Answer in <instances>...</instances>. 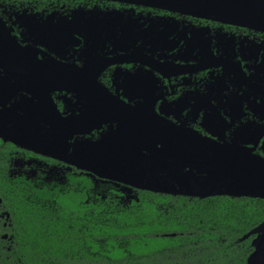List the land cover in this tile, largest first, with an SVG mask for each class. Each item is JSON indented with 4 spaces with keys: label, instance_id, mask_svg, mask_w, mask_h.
<instances>
[{
    "label": "flooded vegetation",
    "instance_id": "1",
    "mask_svg": "<svg viewBox=\"0 0 264 264\" xmlns=\"http://www.w3.org/2000/svg\"><path fill=\"white\" fill-rule=\"evenodd\" d=\"M0 36L35 75L23 93L0 64V118L25 139L0 137V264H30L31 236L56 226L59 264H96L92 209L117 206L113 183H136L146 154L172 156L163 124L264 159V31L115 1L0 0ZM66 197L89 210L56 211Z\"/></svg>",
    "mask_w": 264,
    "mask_h": 264
},
{
    "label": "trees",
    "instance_id": "2",
    "mask_svg": "<svg viewBox=\"0 0 264 264\" xmlns=\"http://www.w3.org/2000/svg\"><path fill=\"white\" fill-rule=\"evenodd\" d=\"M62 206L56 211L89 210L67 197ZM92 210L98 213L92 233L97 241L87 240V245L97 253V264H244L252 237L239 238L263 220L264 200L188 199L139 191L128 208L98 203ZM51 229L48 235L31 236L30 264H42L43 247L50 264H59L62 234L58 226ZM169 233L175 235L161 236Z\"/></svg>",
    "mask_w": 264,
    "mask_h": 264
},
{
    "label": "water",
    "instance_id": "3",
    "mask_svg": "<svg viewBox=\"0 0 264 264\" xmlns=\"http://www.w3.org/2000/svg\"><path fill=\"white\" fill-rule=\"evenodd\" d=\"M159 8L186 15L228 22L264 31V0H105ZM26 52L11 40L0 36V64L4 69L13 68L7 76L15 80L18 91L31 92L30 66ZM11 63L7 65L6 63ZM10 111L8 112V115ZM0 116H3L0 114ZM16 122L0 118V137L3 141L20 144V135L11 137L10 125ZM25 124L24 122H18ZM165 123V122H162ZM167 124V123H165ZM21 125V126H23ZM162 125L159 137L163 148L172 156L157 149L146 154L136 183H124L135 189L168 196L204 199L208 197L250 198L264 200V159L252 155L249 150L234 145H213L192 131ZM168 142V144L165 143ZM21 145V144H20ZM23 146V145H21ZM161 161H160V160ZM174 233L162 234L173 237ZM252 237L251 252L245 264H264V218L239 241Z\"/></svg>",
    "mask_w": 264,
    "mask_h": 264
},
{
    "label": "rangeland",
    "instance_id": "4",
    "mask_svg": "<svg viewBox=\"0 0 264 264\" xmlns=\"http://www.w3.org/2000/svg\"><path fill=\"white\" fill-rule=\"evenodd\" d=\"M113 184L120 186L119 189L123 190L122 192H120L121 193V197L119 198L120 201L117 202V206L123 209L128 208L129 201L137 200V197L135 196V194L137 191H141V190L135 189L134 187L126 185L124 183H113Z\"/></svg>",
    "mask_w": 264,
    "mask_h": 264
}]
</instances>
